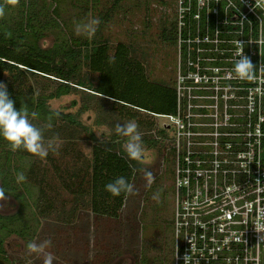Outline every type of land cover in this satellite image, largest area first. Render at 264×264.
<instances>
[{
	"label": "built area",
	"instance_id": "built-area-1",
	"mask_svg": "<svg viewBox=\"0 0 264 264\" xmlns=\"http://www.w3.org/2000/svg\"><path fill=\"white\" fill-rule=\"evenodd\" d=\"M254 3L174 0L175 112L153 114L170 132L171 264H264L253 227L264 208V72L250 82L232 71L239 40L264 63V6Z\"/></svg>",
	"mask_w": 264,
	"mask_h": 264
},
{
	"label": "trees",
	"instance_id": "trees-1",
	"mask_svg": "<svg viewBox=\"0 0 264 264\" xmlns=\"http://www.w3.org/2000/svg\"><path fill=\"white\" fill-rule=\"evenodd\" d=\"M0 5H4L5 13H8L10 6L6 0H0ZM11 10L15 11L0 19V82L7 85L16 109L27 107L31 122L44 129L45 142L51 139L65 140L71 144L70 151H73L75 142L80 140L91 142L93 147L90 160L78 159L76 156L70 168L61 169L51 153L39 158L23 149L12 151L0 137V188L4 190L5 196L19 202L20 206L24 198L30 201L27 209L29 213L26 214L31 217L33 226L39 228L41 221L55 213V199L48 198V193L44 191L47 187V172L43 164H48L53 169L58 187L72 197L73 207L64 221L78 205L89 208L96 216L117 219L128 193L112 196L105 191V185L120 176L132 183L142 170L141 164L128 157L119 134L101 141L91 127L81 122L80 117L95 111L93 99L96 97H105L121 105L125 110L121 116L126 120L135 121V114L141 113L150 119L153 114L171 115L175 112V95L171 84L149 82L142 65L133 58L130 45L119 43L111 48L107 40L101 37L99 26L93 35L84 38L72 33L62 36V26L57 20V0H19ZM166 32L163 29L164 41L170 40L174 45ZM49 33L57 34V38L50 47H44L41 42ZM76 92L81 93L80 107L76 113L49 108L50 101ZM75 105L76 102H73L71 107ZM32 113L36 115L33 117ZM49 117L52 125L50 129L44 127ZM102 125L101 115L98 114L94 126ZM149 131L153 133V130ZM161 139L164 143V158L168 160L171 151L165 129L160 128L153 136H142V144L146 149L157 148ZM63 151H66L64 154L70 153L67 148ZM20 172L26 176L23 182H17L16 179ZM35 185L37 197L31 200L32 194L28 187ZM20 212L9 216L0 214L2 259H5L4 239L16 235L29 241L38 232L32 236L23 233L26 226ZM53 247L58 248L57 245ZM142 262L147 264L144 259Z\"/></svg>",
	"mask_w": 264,
	"mask_h": 264
},
{
	"label": "rangeland",
	"instance_id": "rangeland-1",
	"mask_svg": "<svg viewBox=\"0 0 264 264\" xmlns=\"http://www.w3.org/2000/svg\"><path fill=\"white\" fill-rule=\"evenodd\" d=\"M173 4L174 0H57V20L62 26V36H70L72 33L84 38L87 35L76 34L75 25L98 18L101 37L107 40L111 48L119 43L130 45L133 58L142 65L149 82L172 84L176 66L174 45L170 40L164 41L163 29L167 30V36L172 39L169 30ZM8 5L10 10L5 16L15 11L11 10L14 5ZM56 38L57 34L49 33L41 44L50 47ZM80 97L81 93L76 92L50 101L49 108L74 114L80 107ZM93 101L95 111L82 114L80 119L84 125L93 129L99 140L106 141L111 135L118 134V124L132 121L122 118L121 114L125 110L111 99L96 97ZM73 102L76 105L71 107ZM98 114L103 122L100 127L94 126ZM135 122L142 138L153 136L167 120L152 116L150 119L141 113L135 114ZM148 129L153 130V133ZM118 136L124 146L128 138ZM167 136L170 138L169 131ZM56 143L60 145L58 152L49 153L61 169L70 168L77 158H91L93 144L89 141L75 142L73 151L69 150L71 144L65 140ZM163 144L161 139L157 148L146 149L143 146L144 153L138 160L142 170L133 179V192L126 196L117 219L96 216L89 208L78 205L74 213L64 221L73 207L72 197L58 187L53 169L43 164L47 172V187L44 191L48 193V198L55 199V213L41 221V227H35L29 214H26L29 213L27 209L30 201L24 198L20 206L19 202L5 196V200L0 201V214L9 216L21 211L20 216H24L22 221L26 226L23 233L32 236L38 232L29 241L16 235L4 239L5 259L0 257V264H43V257L30 254L27 244L46 239L52 241L47 251H55L52 253L55 257L53 264H141L143 259L147 264H170L173 177L170 158H164ZM64 148L70 153L64 154ZM147 173H151V181ZM28 189L32 194L31 200H34L37 197V186H29ZM156 193H159V202L153 199ZM85 199L88 200L87 197ZM54 245L58 248L55 249Z\"/></svg>",
	"mask_w": 264,
	"mask_h": 264
},
{
	"label": "clouds",
	"instance_id": "clouds-1",
	"mask_svg": "<svg viewBox=\"0 0 264 264\" xmlns=\"http://www.w3.org/2000/svg\"><path fill=\"white\" fill-rule=\"evenodd\" d=\"M8 4L16 5L19 0H6ZM262 0H255V7H261ZM5 16V6L0 5V19ZM100 21L98 18L89 19L87 21L79 22L75 25V32L77 35L91 36L97 31V27ZM251 23V22H250ZM260 24H264V19L260 18ZM249 44L253 43L251 40ZM238 51L236 52V59L234 61V67L232 69L235 78L241 81H255L257 78V72H264V63H261L259 68L252 63L251 58L244 54L245 44L240 40L236 42ZM36 114L32 113L34 117ZM59 115V113H55ZM45 128H51V117L49 122L44 126ZM116 132L127 137L128 140L124 145L125 152L128 157L133 160L141 159L144 153V147L142 144V138L138 131V124L133 120L124 125H117ZM256 136L262 137L264 133L260 128L256 129ZM0 137H2L10 146L12 151L23 149L33 156L39 158H45L49 152L57 153L60 145L56 143L55 139L49 140L45 143L44 129L37 127L29 119V112L26 106H21L19 110L15 107V102L10 98V94L7 89V85L0 82ZM149 180L151 181V173H147ZM17 182H23L26 180V176L23 172L17 173ZM257 184H261L259 180H256ZM105 191L109 192L112 196H119L121 193H132L133 185L127 181L123 176L117 177L113 182L105 185ZM153 199L159 202V193L154 194ZM5 200V193L0 188V201ZM258 220L254 224V230L258 234L259 242L264 240V208H258L257 210ZM52 246L51 239H46L42 242H29L27 249L30 254H37L43 257V264H53L55 259L51 252L47 249ZM184 261L188 259L187 255L184 256Z\"/></svg>",
	"mask_w": 264,
	"mask_h": 264
},
{
	"label": "water",
	"instance_id": "water-1",
	"mask_svg": "<svg viewBox=\"0 0 264 264\" xmlns=\"http://www.w3.org/2000/svg\"><path fill=\"white\" fill-rule=\"evenodd\" d=\"M264 180V179H263ZM261 182V181H260Z\"/></svg>",
	"mask_w": 264,
	"mask_h": 264
}]
</instances>
